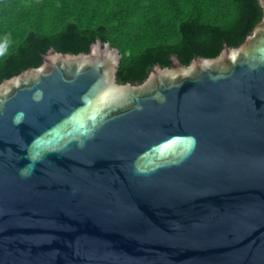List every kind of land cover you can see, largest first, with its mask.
<instances>
[{"label": "water", "instance_id": "water-1", "mask_svg": "<svg viewBox=\"0 0 264 264\" xmlns=\"http://www.w3.org/2000/svg\"><path fill=\"white\" fill-rule=\"evenodd\" d=\"M239 39L147 59L37 51L0 79V264H264V0Z\"/></svg>", "mask_w": 264, "mask_h": 264}, {"label": "trees", "instance_id": "trees-1", "mask_svg": "<svg viewBox=\"0 0 264 264\" xmlns=\"http://www.w3.org/2000/svg\"><path fill=\"white\" fill-rule=\"evenodd\" d=\"M253 0H0V79L38 62L37 51L115 45L116 72L139 75L145 61L173 51H213L252 25Z\"/></svg>", "mask_w": 264, "mask_h": 264}, {"label": "clouds", "instance_id": "clouds-1", "mask_svg": "<svg viewBox=\"0 0 264 264\" xmlns=\"http://www.w3.org/2000/svg\"><path fill=\"white\" fill-rule=\"evenodd\" d=\"M5 48L4 46H0V55H4Z\"/></svg>", "mask_w": 264, "mask_h": 264}]
</instances>
